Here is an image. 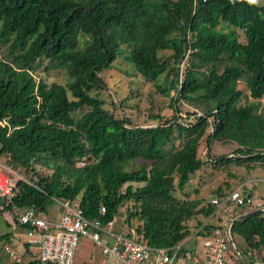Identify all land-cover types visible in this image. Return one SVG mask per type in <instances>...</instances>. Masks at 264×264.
<instances>
[{"label": "trees", "instance_id": "obj_1", "mask_svg": "<svg viewBox=\"0 0 264 264\" xmlns=\"http://www.w3.org/2000/svg\"><path fill=\"white\" fill-rule=\"evenodd\" d=\"M123 54L133 73L171 96V108L190 103L203 114L190 123L152 114L147 121L158 126H140L104 76ZM52 72H64L67 85L48 83L43 73ZM239 83L257 102L243 104L248 96ZM262 100L264 5L0 0V158L26 177L17 178L11 202L0 199V216L17 220L18 209L49 215L54 199L78 203L103 224L122 210L117 230L127 227L122 234L134 231L152 247L181 245L176 264H187V253L205 263L202 239L232 224L233 240L245 251L236 244L239 256L231 247L233 259L264 260V210L256 213L264 200L255 198L264 177L256 175L264 171ZM205 168L226 171V179L207 198L201 191L195 200L179 198L177 191ZM238 188L252 203L216 213L212 200ZM11 236L0 235V242Z\"/></svg>", "mask_w": 264, "mask_h": 264}, {"label": "built area", "instance_id": "obj_2", "mask_svg": "<svg viewBox=\"0 0 264 264\" xmlns=\"http://www.w3.org/2000/svg\"><path fill=\"white\" fill-rule=\"evenodd\" d=\"M16 180L13 182L9 176L4 177L0 167V198L3 202L12 201ZM54 201L62 208L58 220L45 219L34 209H18L16 212L19 226L26 231L25 243L29 248L36 247L34 256L40 264H75L76 251L82 238L101 248L102 254L117 264H176L177 251L181 245L172 248L152 247L148 241L141 240L134 231L131 234L116 232L115 220L108 224H103L100 220L92 221L85 216L78 203L59 199ZM212 202L217 205L216 213L219 214H227L235 206H247L252 203L250 199H245L240 188L226 197L214 198ZM0 209H4V204ZM260 210H264V207ZM106 213L107 209L103 206L101 214ZM231 226L232 224L227 225L225 231L213 230L210 237L202 239L205 263L197 256L189 259L191 253H187V264H240L238 259L234 260L232 257L231 247L239 256L240 251L231 235ZM5 250L15 263L20 261L12 248ZM172 251L173 255L170 254ZM246 264H264V260L257 258Z\"/></svg>", "mask_w": 264, "mask_h": 264}, {"label": "rangeland", "instance_id": "obj_3", "mask_svg": "<svg viewBox=\"0 0 264 264\" xmlns=\"http://www.w3.org/2000/svg\"><path fill=\"white\" fill-rule=\"evenodd\" d=\"M259 5L260 6L264 5V0H261V3ZM2 53L5 56L7 54V50H4ZM127 57L128 56L126 54H123V56H121L111 67L112 69L110 71H107L104 76L109 86L111 88H115L112 89V91L114 92L113 96L115 101L119 105L120 101L124 100L129 106H131L133 112L134 113L136 112L137 116L141 120L140 126H144V127L158 126V123L156 124V122L152 120L147 121L150 115L152 114H160L165 117H173L174 115H178L180 121H184L183 119H186L183 123L193 122L195 121L197 116L203 114L199 110H196V108L192 106V104L190 103H180L177 104L178 106L175 104L176 108L173 107L171 108V96H163L162 94L158 93L155 87L149 81H146V79L140 78L137 74L133 73L132 70L134 69V67L131 63L127 61ZM41 71L42 69H40V72ZM63 73L64 72H60V73L52 72L50 74L43 73L44 75L43 77L50 84L57 83L66 86L68 82V78ZM239 87L248 96V100L244 98L243 104L244 103L246 104L247 102L248 103L257 102L254 99H251L247 87L244 83H239ZM116 90L118 91L119 94L116 92ZM171 95L177 97L176 92L172 91ZM103 98L110 101L109 94L106 92L103 93ZM263 102L264 100H262V103ZM180 107H181L180 111L177 112V109H179ZM188 112H193V113L196 112L197 115L194 116L188 114ZM133 116L134 119L137 120V116L136 115ZM219 148L222 151L226 152V150H224L223 148H227L228 151L229 147L219 146ZM219 148L215 147V149H217V151L220 153ZM9 161L10 158L8 157L0 158V167L2 168V174L4 175V177L9 176L13 182H15V180L18 177H25L20 175L17 171L13 170V168L9 164ZM231 170H235V169H231ZM242 173L245 174L244 171H242L239 175H243ZM261 173H263L264 175V171L258 172L256 175H260ZM226 176H227V172L224 170H218L215 172L214 169L211 168L202 169L197 172V174L194 176L192 182L189 184V186L187 187L184 193L177 191L176 194L179 196V198L189 199V200L190 199L195 200L202 196L207 198L209 197V193H211L210 191L218 187V185L222 183L224 179H226ZM256 182H257L256 185L257 189L255 190V198H257V202H261L262 200H264V177L261 178L260 180H257ZM135 186H139V185H135ZM200 191L202 192L201 194L202 196L199 193ZM60 209L61 207L58 205V203L52 200L50 204L49 215H44L43 217L45 219L51 218L54 220H58L60 216ZM121 211L119 214H117L115 218V221L119 223V226L122 223L121 221L122 219L120 215ZM125 217H127V215H125ZM15 222L16 220L12 215L8 213H3L0 216V235H5L7 232H11V229L10 227L7 226V224L15 225L16 224ZM115 229L116 232L118 233L121 232L123 233L127 231V227H124L121 230L120 227L118 230L116 227ZM7 242L8 241L0 242V249L2 247H5V249L10 248V246L5 245ZM236 244L241 249V253H245L243 248L244 242L242 243L237 240ZM193 246L194 247L197 246L201 248L202 245L195 243H191L189 245V247L192 248ZM30 250L32 251L33 254L37 252V249L34 246H32ZM26 259L33 262L35 261L36 258L35 256L31 255V256H27L25 260ZM107 259L110 261H107ZM75 260H76L75 264H117L114 262V260L105 257L102 254L101 248L95 246L91 241L84 238H82L79 242V246L76 251Z\"/></svg>", "mask_w": 264, "mask_h": 264}, {"label": "crops", "instance_id": "obj_4", "mask_svg": "<svg viewBox=\"0 0 264 264\" xmlns=\"http://www.w3.org/2000/svg\"><path fill=\"white\" fill-rule=\"evenodd\" d=\"M16 220V219H15ZM15 225H8L10 227L11 232L7 233H12L11 239L5 244L6 246H10L14 253L18 256L19 258V264H29L32 261L30 260H25L27 256H31L34 254L30 250L29 246L26 245L25 240H26V231L25 228L19 226L18 221L16 220ZM4 245V246H5ZM35 261H37L35 259ZM107 261H110L107 259ZM0 262L4 264H14L15 262L10 259L9 254L6 252L5 247H2L0 249Z\"/></svg>", "mask_w": 264, "mask_h": 264}, {"label": "clouds", "instance_id": "obj_5", "mask_svg": "<svg viewBox=\"0 0 264 264\" xmlns=\"http://www.w3.org/2000/svg\"><path fill=\"white\" fill-rule=\"evenodd\" d=\"M246 2L248 5L256 6V5H259L261 3V0H246Z\"/></svg>", "mask_w": 264, "mask_h": 264}, {"label": "water", "instance_id": "obj_6", "mask_svg": "<svg viewBox=\"0 0 264 264\" xmlns=\"http://www.w3.org/2000/svg\"><path fill=\"white\" fill-rule=\"evenodd\" d=\"M260 212H261V210H260V209L256 211V213H260Z\"/></svg>", "mask_w": 264, "mask_h": 264}]
</instances>
